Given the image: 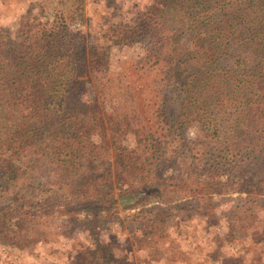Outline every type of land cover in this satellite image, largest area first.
I'll return each instance as SVG.
<instances>
[{
  "label": "trees",
  "instance_id": "1",
  "mask_svg": "<svg viewBox=\"0 0 264 264\" xmlns=\"http://www.w3.org/2000/svg\"><path fill=\"white\" fill-rule=\"evenodd\" d=\"M135 9L132 21L109 24L106 30L108 37L129 46L146 45L133 70L151 76L157 103L152 124L130 68L114 79L103 78L101 64L93 52L79 47L66 14L47 17L41 3L38 15L21 16L13 40L0 33V188L8 195L5 186L11 184L17 195L6 198L0 214L7 209L28 217L16 230L0 225L1 243L23 245L37 227L43 229L31 218V204L19 202L32 158L71 168L100 143L120 141L129 133L136 149L126 152L143 165L147 179H160L161 188L188 194L191 201L184 209L204 216L214 215L213 188L232 185L219 180V169L231 163L235 168L253 152L245 179L233 183L235 192L244 193L235 198L237 210L230 213L238 222L234 227L244 228L253 208H264V0H152ZM87 86L98 98L110 95L121 101L110 109L92 106L83 94ZM200 161L206 171L202 180H161L167 169L183 164L202 169ZM115 170L114 177L85 171L58 188L80 203L127 206L137 198H125L121 190L116 195L112 184L130 181L137 167L116 164ZM81 251L82 264L103 254Z\"/></svg>",
  "mask_w": 264,
  "mask_h": 264
},
{
  "label": "rangeland",
  "instance_id": "2",
  "mask_svg": "<svg viewBox=\"0 0 264 264\" xmlns=\"http://www.w3.org/2000/svg\"><path fill=\"white\" fill-rule=\"evenodd\" d=\"M152 0H0V33L13 40L19 30L21 16L40 12L42 3L46 16L64 13L78 33V45L86 52H93L101 64V75L114 79L124 68H130L140 103L149 124L154 121L156 97L152 93L151 76L134 71L135 62L146 52V45L125 44L107 36V26L132 21L136 7L143 8ZM69 11H67L66 9ZM136 70V69H135ZM86 100L93 105L110 109L121 100L107 95L98 98L87 86ZM176 107L177 104H175ZM194 129L189 136L194 137ZM99 142L96 132H90ZM136 149L134 136L129 133L120 141L109 140L101 144L91 156L81 155L74 167L60 166L34 157L30 161L26 183L19 198L34 209L31 218L41 222L36 233L25 244L10 246L0 242V264H82L81 248L103 251L100 260L91 264H254L264 263V208H253L245 218V227L238 226L230 213L237 210L238 193L233 183L244 180L246 167L252 168L253 152L243 157V164H228L223 170V183L232 185L213 188L214 215L204 216L184 207L191 201L188 194L174 188H161L160 179H147L143 165L131 159L126 150ZM124 157V158H123ZM130 157V158H129ZM124 163H121V160ZM137 167L134 177L127 182H113L117 195L121 190L135 201L127 206L105 207L94 200L80 203L73 200L66 189H59L61 182H70L84 173H107L115 176V165ZM201 168L202 162L200 161ZM205 167V166H204ZM232 167V168H231ZM142 168V169H140ZM26 169L22 167L23 170ZM143 170V171H142ZM259 170V169H258ZM87 171V172H85ZM206 171L190 163L169 168L161 180L171 177L202 180ZM208 174V172H207ZM218 174V173H217ZM79 177V178H80ZM141 178L135 180V178ZM19 184V183H18ZM109 185H107L108 187ZM144 186L145 189L140 187ZM8 187V195L0 188V206L6 198L17 196L16 189ZM10 187V188H9ZM158 188V189H153ZM59 189V190H56ZM151 190H155L152 194ZM21 191V190H20ZM142 192V193H140ZM25 212L0 214V225L15 230L27 223Z\"/></svg>",
  "mask_w": 264,
  "mask_h": 264
}]
</instances>
